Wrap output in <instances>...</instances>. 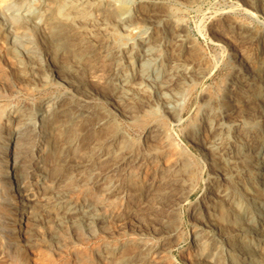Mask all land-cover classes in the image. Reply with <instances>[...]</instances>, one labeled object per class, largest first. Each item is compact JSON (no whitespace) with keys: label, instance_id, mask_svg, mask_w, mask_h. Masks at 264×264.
Wrapping results in <instances>:
<instances>
[{"label":"bare ground","instance_id":"bare-ground-1","mask_svg":"<svg viewBox=\"0 0 264 264\" xmlns=\"http://www.w3.org/2000/svg\"><path fill=\"white\" fill-rule=\"evenodd\" d=\"M192 2L0 0V64L23 98L6 105L0 88L8 264L83 237L97 264H173L185 205L183 264H264V0H236L260 30L212 25L230 71L175 134L213 75L183 18Z\"/></svg>","mask_w":264,"mask_h":264},{"label":"rangeland","instance_id":"rangeland-1","mask_svg":"<svg viewBox=\"0 0 264 264\" xmlns=\"http://www.w3.org/2000/svg\"><path fill=\"white\" fill-rule=\"evenodd\" d=\"M188 8L189 10H187ZM187 9L181 8V11L183 13V18L185 19L187 23L188 31L190 35L192 36V38L196 40L197 49L198 51H200L204 59L205 65L206 66L208 65L209 68L213 69V75L211 78L207 79L203 83V85L197 90V92L194 94L193 103L189 106V108L187 109V112H185L186 114H184L183 122H181L180 125L177 124L174 127H172L173 132L175 134H179L182 129L187 128V125L189 126L190 123L192 124L194 122L196 115H197V109H196L197 104L196 103L198 101H196L197 100L196 97L199 95L198 93H200L201 91H207V92L210 91V94L212 96L214 95L217 96L220 93L219 89H222L223 79L226 77V75L230 71L229 64H228L229 58L227 56L228 55L227 50L223 47L221 43L219 42L217 43V41L211 38L212 34H211L210 29L212 25L215 23L221 24V22L222 23L225 22L226 16L229 15L230 18L237 20L238 23H240L241 25L248 26L253 30L257 31L262 28V25L260 24L262 23L261 22L262 19L261 18L256 19V17H251L245 10H243L244 9L243 6L240 5L238 2H236V0H193V2L190 4V6L187 7ZM0 66H2V69L0 67V72L2 70L1 72L2 74H0L1 75L0 76L1 91L4 93L6 99H8L6 100V105L14 106V104H17L18 101H20L23 98L17 99L13 96L15 84L12 80L7 78L3 74V65L0 64ZM199 191L193 196L192 201H194L195 198L199 196V194H201V190ZM121 207H122V204L117 205V208L119 210L121 209ZM187 208L188 206L185 205L181 209V213H179V220L181 223L180 233H181V238L183 240L182 241L183 244L181 243L178 249L174 251L173 255L177 259V262L174 261L173 264H183L182 258L183 257L186 258V255H187V246L191 239V236H190L191 231H190V227L187 222L188 221ZM159 214L154 215L156 218L154 216L147 218L146 224L148 225L150 222H153L154 219L156 220V219L161 218V216L163 218L169 216L167 213H163V215L165 214L164 216L162 215V213H159ZM172 214H170L171 217L173 218L176 217V214H173V215ZM155 222L158 223V220ZM145 225H143V227H145ZM82 240H84V242ZM97 246L98 245L93 244L91 240L89 242V240L87 241V239L83 237L81 238V240L80 239L73 240V243L71 242V243H67L66 245H64L63 248L61 249L62 253L59 254L58 252L57 255H56V252L46 251V250H43L42 248L36 249L32 253H29L28 258H27L28 259L27 263L29 262L28 264H78V263L80 264L81 262H77L78 260L80 259L84 260L87 258L88 261H86V263L90 262V264H97L95 262V258L93 259L92 257V256L95 257V253L93 252H95V249ZM90 258L93 261L90 260ZM50 260L51 261L53 260V262H51ZM0 262H1L0 264H8V260L2 257H0Z\"/></svg>","mask_w":264,"mask_h":264}]
</instances>
